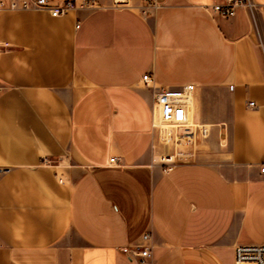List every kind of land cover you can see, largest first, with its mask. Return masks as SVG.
<instances>
[{"label": "crops", "instance_id": "0c3cea01", "mask_svg": "<svg viewBox=\"0 0 264 264\" xmlns=\"http://www.w3.org/2000/svg\"><path fill=\"white\" fill-rule=\"evenodd\" d=\"M222 1L0 7V264H140L123 247L147 231L152 264L264 243V0L229 18ZM147 73L194 84L208 129L167 171Z\"/></svg>", "mask_w": 264, "mask_h": 264}, {"label": "built area", "instance_id": "2783aa9c", "mask_svg": "<svg viewBox=\"0 0 264 264\" xmlns=\"http://www.w3.org/2000/svg\"><path fill=\"white\" fill-rule=\"evenodd\" d=\"M97 0H86L77 3L76 0H65L62 3H53L50 0H0V7L45 9L52 16L68 13L76 7L95 6ZM241 6L253 7L252 0H223L211 6L215 15L233 17L236 9ZM79 24L77 23V26ZM145 83L154 88L153 121L152 127L158 132L159 140L168 149L158 154L157 162L165 171L172 167L193 159L196 155L198 135L203 137L207 133L204 125H199L191 120L190 102L195 85L185 84L178 88L168 86H155L150 73L143 75ZM254 105V102H250ZM115 157L111 158L114 161ZM264 173V164L261 165ZM151 233L145 232L141 242L136 246H126L123 250L132 257H137L140 264H152ZM236 264H264V243L237 244L235 246Z\"/></svg>", "mask_w": 264, "mask_h": 264}, {"label": "rangeland", "instance_id": "374dc122", "mask_svg": "<svg viewBox=\"0 0 264 264\" xmlns=\"http://www.w3.org/2000/svg\"><path fill=\"white\" fill-rule=\"evenodd\" d=\"M167 147H168V146H167ZM167 147L165 148V150H167V149H168ZM197 149H198V146H197Z\"/></svg>", "mask_w": 264, "mask_h": 264}]
</instances>
